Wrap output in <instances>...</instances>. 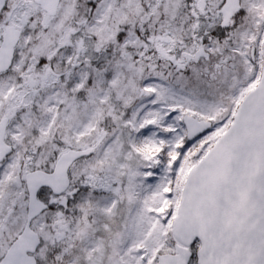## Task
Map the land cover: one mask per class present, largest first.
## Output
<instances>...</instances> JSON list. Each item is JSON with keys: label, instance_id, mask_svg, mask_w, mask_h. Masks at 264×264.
I'll use <instances>...</instances> for the list:
<instances>
[{"label": "snow or ice", "instance_id": "6c2138e0", "mask_svg": "<svg viewBox=\"0 0 264 264\" xmlns=\"http://www.w3.org/2000/svg\"><path fill=\"white\" fill-rule=\"evenodd\" d=\"M0 264H264V0H0Z\"/></svg>", "mask_w": 264, "mask_h": 264}]
</instances>
